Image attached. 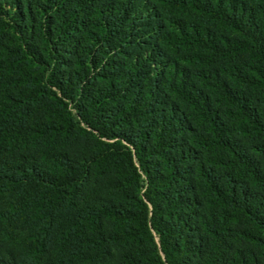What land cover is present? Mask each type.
<instances>
[{"label":"trees","instance_id":"trees-1","mask_svg":"<svg viewBox=\"0 0 264 264\" xmlns=\"http://www.w3.org/2000/svg\"><path fill=\"white\" fill-rule=\"evenodd\" d=\"M0 264H264V0H0Z\"/></svg>","mask_w":264,"mask_h":264}]
</instances>
